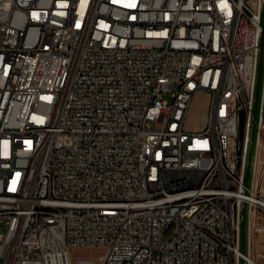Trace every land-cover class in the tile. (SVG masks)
Here are the masks:
<instances>
[{"label": "built area", "instance_id": "2783aa9c", "mask_svg": "<svg viewBox=\"0 0 264 264\" xmlns=\"http://www.w3.org/2000/svg\"><path fill=\"white\" fill-rule=\"evenodd\" d=\"M263 165L264 0H0V264H264Z\"/></svg>", "mask_w": 264, "mask_h": 264}, {"label": "rangeland", "instance_id": "374dc122", "mask_svg": "<svg viewBox=\"0 0 264 264\" xmlns=\"http://www.w3.org/2000/svg\"><path fill=\"white\" fill-rule=\"evenodd\" d=\"M210 103V95L204 91H198L192 100L190 107L189 116L187 119V127L195 128L200 123V127H203L207 121L208 117V107ZM258 191L264 194V165L262 166V171H260L258 177ZM260 238V236L258 237ZM258 250L263 251V244L258 245ZM73 261L76 262L79 258H84L87 256H93L98 258V256L104 254L105 250L101 247L94 248H74L73 249ZM98 260V259H97Z\"/></svg>", "mask_w": 264, "mask_h": 264}, {"label": "water", "instance_id": "95a60500", "mask_svg": "<svg viewBox=\"0 0 264 264\" xmlns=\"http://www.w3.org/2000/svg\"><path fill=\"white\" fill-rule=\"evenodd\" d=\"M258 82H260V75L258 78ZM244 120H245V110L243 107L239 108V140L241 141L242 138V131H243V126H244ZM252 152L250 154V160L252 158ZM251 176V161L249 162V165L247 167L246 171V181L249 182Z\"/></svg>", "mask_w": 264, "mask_h": 264}, {"label": "crops", "instance_id": "0c3cea01", "mask_svg": "<svg viewBox=\"0 0 264 264\" xmlns=\"http://www.w3.org/2000/svg\"><path fill=\"white\" fill-rule=\"evenodd\" d=\"M197 126L195 127V128H199L201 125H200V123H198V124H196Z\"/></svg>", "mask_w": 264, "mask_h": 264}]
</instances>
